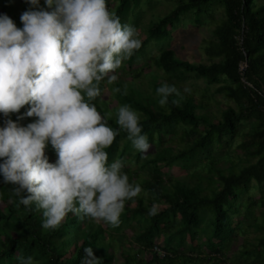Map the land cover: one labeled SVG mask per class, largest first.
Returning <instances> with one entry per match:
<instances>
[{
	"label": "trees",
	"instance_id": "trees-1",
	"mask_svg": "<svg viewBox=\"0 0 264 264\" xmlns=\"http://www.w3.org/2000/svg\"><path fill=\"white\" fill-rule=\"evenodd\" d=\"M8 1L0 0L4 10ZM173 1L175 7L147 27L143 47L119 69H133L153 44L159 50L149 53L145 61L150 71L140 67L133 71L132 79L120 75L115 84L103 85L109 89L110 98L104 97L103 103L97 101L102 112H113L110 124L114 128L119 127L115 118L119 105L130 104L140 113L143 130L150 143L156 145L155 150L142 154L121 130L108 152L109 162L124 160V171L144 191L127 202L118 227L89 218L81 220L70 213L59 229L49 230L42 227V213L29 212L20 204L13 186L5 184L0 174V203L4 204L0 205V264H17L18 256L28 255L40 264H81L89 245L101 257L100 264H264V218L259 222L254 212L256 207H264V196L244 197L254 183L264 187V3ZM142 2L109 0V8L121 17L122 23H128ZM147 3L155 4L154 0ZM216 4L224 7L225 17L204 47L211 63L179 57L170 46L173 29L189 12L190 19L202 22L201 16ZM140 13L135 26L144 11ZM20 16L14 15L22 27ZM160 70L164 74L158 73ZM145 75L152 76V92L141 87L139 78ZM162 76L164 81L160 80ZM189 77L205 82L201 94L192 88V94H185L179 106L172 103L174 97L166 106L159 104L156 89L162 83L175 84L183 92L184 81ZM215 84H220L217 90L235 102L223 110L221 118L208 113L214 98L211 86ZM116 86L121 88L120 93L113 91ZM125 88L127 95L123 94ZM112 98L117 105L110 107ZM18 115L13 113L12 119ZM33 119L27 117L21 123ZM245 122L252 128L245 133L239 148L247 159L246 164L237 167L230 152L219 154L217 150L230 143L229 138L232 141ZM47 154L51 161L57 159L51 146ZM175 165L194 173L190 177L174 176L169 168ZM153 203L159 207L155 216L148 214ZM235 215L240 217L235 220ZM252 230L258 233L254 238L249 237ZM107 233L113 236L106 237ZM118 234L126 239L119 240ZM160 237L163 239L158 245L156 240ZM240 237L243 241L238 244ZM235 244L237 250H233ZM119 252L121 262L116 260Z\"/></svg>",
	"mask_w": 264,
	"mask_h": 264
},
{
	"label": "clouds",
	"instance_id": "clouds-1",
	"mask_svg": "<svg viewBox=\"0 0 264 264\" xmlns=\"http://www.w3.org/2000/svg\"><path fill=\"white\" fill-rule=\"evenodd\" d=\"M30 5L17 23L0 14V174L29 212L42 213L44 229H59L75 214L81 220L118 227L128 201L143 191L130 180L125 162H109L108 149L120 131L135 149L147 155L151 143L141 115L121 104L102 112L106 88L119 79V69L143 47L135 26L122 23L109 0H26ZM120 93L119 86L113 89ZM159 104L169 98L179 106L185 94L175 84L157 89ZM127 95V89L123 91ZM29 105L26 111L21 109ZM17 113L18 118L12 119ZM27 117L31 122L21 123ZM54 149L51 161L47 149ZM3 193L0 192V200ZM159 207L153 203L149 215ZM81 264H100L91 245ZM17 264H40L33 256H18Z\"/></svg>",
	"mask_w": 264,
	"mask_h": 264
},
{
	"label": "rangeland",
	"instance_id": "rangeland-1",
	"mask_svg": "<svg viewBox=\"0 0 264 264\" xmlns=\"http://www.w3.org/2000/svg\"><path fill=\"white\" fill-rule=\"evenodd\" d=\"M155 6H150L147 3V0H143L141 4V8L137 7L135 12H133L130 16V20L128 21V24H131L135 26V22L137 20V15H140L142 13L141 10L144 11V14L140 20V22L135 26L136 29L138 30L140 34V38L144 40L147 36V27L153 22L157 21L161 16H164L166 13H168L173 7H175V1L173 0H154ZM9 6L6 10L3 9L2 2H0V14H8L11 18L15 19L14 15L15 14H22L25 10L28 9L30 6L26 0H9L8 1ZM41 3H44V0H41ZM112 5H114V2L111 1ZM264 3V0H258V4ZM192 13H186L182 17V22L179 26L173 29L172 32V38H171V43L170 46L175 48L177 51V54L179 57L183 58L184 60H188L191 62H203V63H211V60L209 59L208 55L205 52V44L206 42L213 37V31L216 28V26L222 22V20L225 17V12H224V7L221 6L220 4H216L213 6V8L205 12L201 16V21L200 23H197L196 20L190 19ZM192 17V16H191ZM16 21V19L14 20ZM159 48L157 46H154L152 44L150 48V54L154 53L156 54L158 52ZM148 54H144L142 58H140L135 64L133 65V69L127 70L126 72H123L122 70H119V75H121L122 78L124 79H132V73L134 70L143 67L145 72L150 71L148 67L145 66V61L148 58ZM153 69H156V66L152 67ZM129 69V68H128ZM164 74L163 71H158V73ZM141 81V87L148 89L150 92L154 91V88L150 86L149 83L152 81V76H143L139 78ZM161 81H164L165 79L163 76L160 78ZM137 81H139L137 79ZM184 84L193 88L197 89L199 94L200 92L205 89V82L201 79H194L193 77H189L184 81ZM220 84H215L211 86L212 89V96L214 97L211 99V104L209 105L208 108V113L211 115V117H216V118H221L222 117V112L223 110L228 106V105H234L235 102L231 99H228L225 97L222 93H220L217 88ZM110 91L109 89H106L104 97H109L110 98ZM200 96V95H199ZM117 105V100L115 98H112L110 101V107H113ZM4 116L0 114V124H3L4 121ZM203 127V126H202ZM252 128V125L250 123H243L237 135L235 136L232 141L229 138L230 143H226L223 147L219 148L217 153L219 154H224L226 152H230L231 157L233 161L238 165H243L246 164V157L243 151L239 148L240 143L244 139V135L247 131H249ZM156 145L151 144V149L153 151L155 150ZM170 172L174 176H179V177H184L188 176L190 177L194 171L192 170H186L180 166L175 165L172 168H169ZM254 195L257 198H260L264 196V187L258 186L256 183L251 185L250 190L244 194V197L247 195ZM1 206L4 204L1 202ZM160 206H163L160 205ZM264 207H256L254 208V212L259 218L258 221L261 222L262 219L264 218L263 214ZM241 215V214H240ZM240 215H235V220L240 217ZM106 227V225H105ZM128 234L131 233V231L128 229L126 230ZM258 233L254 230H252L249 234L250 238H254L257 236ZM113 235L107 233L106 237H112ZM117 237L119 240L123 241L126 239L123 235L118 234ZM163 238L160 237L159 239L156 240V242L161 243V240ZM127 241V240H126ZM243 241V237H240L239 243ZM195 242V241H194ZM238 244H235L233 246V250L238 249ZM132 245H135L132 244ZM157 249V248H156ZM120 252L116 256V260L119 262L122 261V258L120 257Z\"/></svg>",
	"mask_w": 264,
	"mask_h": 264
},
{
	"label": "built area",
	"instance_id": "built-area-1",
	"mask_svg": "<svg viewBox=\"0 0 264 264\" xmlns=\"http://www.w3.org/2000/svg\"><path fill=\"white\" fill-rule=\"evenodd\" d=\"M244 67H245V65L242 66V68H244Z\"/></svg>",
	"mask_w": 264,
	"mask_h": 264
}]
</instances>
